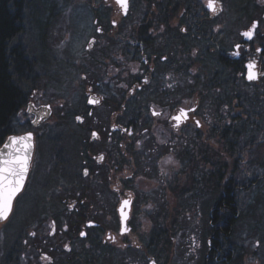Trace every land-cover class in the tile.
Instances as JSON below:
<instances>
[{"label": "flooded vegetation", "instance_id": "flooded-vegetation-1", "mask_svg": "<svg viewBox=\"0 0 264 264\" xmlns=\"http://www.w3.org/2000/svg\"><path fill=\"white\" fill-rule=\"evenodd\" d=\"M257 1L258 10L239 7L236 0H216L213 12L206 6L208 0H128L127 14L120 10L115 0H34L24 7L23 2V14L31 10L32 17L36 15L45 20L56 18L62 12L78 25L75 35L66 37L67 29L65 33L53 35L57 42L53 62L58 78L53 79L52 84L60 86V91L54 89L52 94L45 87L35 89L27 100V107L32 101L38 106L49 105L32 100L41 91L43 96L59 97L61 108L55 113L56 126L67 133L71 127L75 135L81 130L89 137L88 150L82 154L81 164L82 178L89 180L85 201L92 204L84 211L71 209L73 217L66 216L60 225L50 217L53 221L49 228L40 225L44 221L43 211L33 209L25 213L23 209L18 210L20 201L25 204L32 199L42 200L51 191L47 187L45 194L40 196L39 181L41 175H45L40 173L45 164L44 153L42 158L41 153L45 146L42 137L33 131L37 127L31 116L27 131L10 134L32 133V159L25 187L17 197L18 202H14L13 214L0 224V230L10 227L18 215L31 214L37 218L28 228L31 236L23 241V248L17 252L20 257L14 264H172L169 260L159 261L153 241L146 244L144 236L151 235L152 228L146 230L135 225V218L139 222L135 207L138 205L141 209L140 215L156 211L157 208L144 201L155 196L158 189L154 187L170 188L171 180H182L181 172L188 165L184 158L188 160L189 139L202 137V143L209 146L211 134L228 135L229 130H224L223 126L231 127L238 119L245 121L248 130L256 126L254 135L245 142L256 141L241 152L233 151L235 142L229 155L226 154L230 166L227 183L231 182L227 191L235 200L238 184L242 182L239 185H243L247 179L254 180L249 187L258 189L254 182L259 183L264 171L262 176L253 175L251 169L264 166V114H257L252 98L258 96L264 101V51H256L264 48V0ZM9 9L15 14L11 4ZM253 22H258L257 34L252 41H247L241 33L249 30ZM63 25L67 28L68 23L64 21ZM237 44L243 45L239 58L231 55ZM67 49L73 53L71 60L62 59L61 53ZM248 62L256 64L258 78L253 81L246 78L244 65ZM238 80L248 86L246 97L243 96L244 102L241 97L234 99L230 103L233 106L230 113L231 108L224 101ZM90 99L94 101L91 104ZM52 109L54 111V106ZM180 109L194 111H188L189 119L175 128L172 117ZM154 112L158 115H153ZM50 122L48 119L38 128ZM233 131L235 127L231 134L237 140V132L233 134ZM217 143L211 144L214 148V162L211 163L210 152L208 155L206 151L192 150L197 153L198 160L201 154L200 167L212 170L213 179L220 166L217 154H221V146ZM144 160H149V164ZM138 162L142 165L138 166ZM238 168L245 171L238 173L237 170H241ZM48 170L54 177V170ZM238 175L243 178L237 179ZM113 180L117 183L115 194L110 189ZM100 185L101 191L97 189ZM124 200L131 201L130 210L124 209L129 231L121 235L125 225L121 224L119 210ZM112 204H117L115 209ZM235 210L233 225L237 219L253 215L246 208ZM82 219L83 222H77ZM226 225L233 230L232 222L225 221L223 227ZM82 232L86 235L81 236ZM222 232L220 236L224 235ZM110 236L115 237V243ZM198 239L195 235L190 237V243L182 247L188 259H180L183 261L178 264H195L194 261L199 260L204 248L196 245L200 243ZM261 243L255 244L260 246ZM219 249H224L225 253L229 251V255L234 253L220 241L216 250ZM226 255L223 262L228 259ZM207 261L208 264L219 263L220 256L210 252Z\"/></svg>", "mask_w": 264, "mask_h": 264}, {"label": "trees", "instance_id": "trees-1", "mask_svg": "<svg viewBox=\"0 0 264 264\" xmlns=\"http://www.w3.org/2000/svg\"><path fill=\"white\" fill-rule=\"evenodd\" d=\"M28 1L34 0H0V141L6 142L7 137L15 131V122L20 110L24 109L27 105V100L29 99L30 94L38 88H43L46 84L49 86L52 84L53 79H57L58 76H55L54 69V46L56 47L54 34H59L61 32L68 35L77 34L76 27L74 25L72 18L69 16L66 18L62 12L56 15V18L49 17L48 19L43 20V17H38L30 15L31 10H27L24 14L21 12V7L23 4L27 6ZM239 7L249 8L258 10L260 8L257 0H236ZM9 4L12 6V11L9 9ZM174 10L173 12H175ZM64 21L68 23L67 28L63 25ZM35 33H29L32 31ZM59 32V33H58ZM80 33V32H79ZM81 38V36H79ZM82 40V38H81ZM80 40V41H81ZM62 59H69L73 57V53L70 49L63 51L61 53ZM61 66V65H60ZM59 69V68H58ZM248 86H245L244 81L238 80L236 85L232 87L227 93V99L224 101L227 103L229 110L232 113L233 106L232 101L234 99H239L244 102V97H246V91ZM244 96V97H243ZM254 109L258 111L257 114H264V101L261 100L258 96H253L252 98ZM230 105V106H229ZM222 114V112H218ZM260 121V120H257ZM260 124V122H258ZM235 127L237 132V140L231 134L232 129ZM252 130H248L245 125V121L238 119L234 122V125L223 126L224 130H229L228 135L226 134H211L208 139L218 142L221 146V154H217V159L219 160L220 166L217 167V176L213 179V171L206 168H201V154H200V163L196 159L197 153L192 150H201L209 152L211 154L209 162H214L212 153L214 151L213 146H206L202 143V137H192L189 139L188 151V160L187 166L181 172V181L177 183H187L184 176H189L191 184H178L176 186L171 185L170 188L163 186L154 187L156 191L155 196L151 198H146L144 202L149 204L150 207L157 208L156 211L147 212L150 218L153 220V228L151 230V235L145 234L146 244L149 241H153L156 244V253L159 261L169 260L172 264L181 263L186 258L182 247L188 244V234H191L194 228L197 225H203V234L200 236L203 244V251L200 253V258L197 261H194L195 264H208L207 258L210 254H216L220 256V262L216 264H247V261L250 258L256 259L258 261L257 253H252L251 248L253 247V240L256 238L264 239V230H257L256 226L262 221L253 224H245V219L252 217H241L237 219L233 225V218L235 216L236 208H240V201L236 202L232 198V195L228 189L229 183L225 181L229 177L230 166L227 164L228 158L226 154L229 155L230 148L236 142V148L233 151L238 149V152L246 150L247 147L251 146L255 141L245 142L249 137L253 136L256 132V126L254 125ZM56 129V136L54 137L55 142L53 149L51 148L50 158L48 162H45L42 170V174L51 177L48 173V169L52 168L54 170V177L49 179L53 180V184L49 185L51 189V195L47 197V200L42 205V200L36 201V204L33 205L31 202L25 203L26 209L33 207L34 209L43 211L41 216L43 219L53 217L57 220L59 225L65 221L66 216L73 217V212L71 210L59 209L58 199L60 198V191L55 189V185L61 184L64 187V191L72 194L73 198L77 199V205L79 210L84 211L88 209L86 204L85 197H81V194L85 195V189L89 186V180L85 181L82 178V164L73 161V157L70 156V151L73 150V147H70L68 143V137H72L67 131H64L63 128ZM59 130V131H58ZM248 133V137L246 134ZM73 136H76L73 133ZM81 138V145L79 151L84 153L88 150V138L83 136ZM43 137L41 142L43 141ZM3 145L0 142V147ZM46 147V143L43 144ZM242 146V148H241ZM239 147V148H238ZM218 152V149H215ZM202 153V152H201ZM208 161V160H204ZM50 165H49V164ZM144 163L149 164V160H144ZM194 163V164H193ZM142 165L138 162V166ZM212 165V164H211ZM264 170V166H261ZM143 169V167H142ZM241 169V168H238ZM48 170V171H47ZM73 171V173H71ZM245 170H237V172H244ZM244 174V173H242ZM253 175H256L254 172ZM245 177V176H244ZM209 178V179H208ZM243 178L242 175H238L237 179ZM39 181V180H38ZM40 186L41 184V180ZM48 182V180H47ZM258 189H254L255 195H252L244 205L248 211L263 208L261 214H264V177L258 181ZM231 185V184H230ZM255 185V186H256ZM165 188V189H164ZM101 191V185L97 188ZM108 189L106 184L105 191ZM56 190V191H55ZM107 192V191H106ZM171 193V195H170ZM239 192L238 194H240ZM226 194V197H224ZM79 195V196H78ZM176 200V203H173V199ZM172 205L174 207H172ZM247 211V212H248ZM230 212V213H229ZM244 216V213H242ZM21 219L22 222L20 225L22 227L14 228L10 225L11 229L22 228L21 239L27 237L28 228L32 226V219H37L31 214L29 216L18 215L15 218ZM258 219V218H256ZM84 220L77 221L78 223L83 222ZM225 221L228 223L232 222L233 230L230 229L229 225L224 226ZM240 223L241 231L236 234L239 236L238 242L235 240V229L237 224ZM4 227L2 230L6 231L8 229ZM221 230L223 231L222 236ZM190 232V233H189ZM246 246L244 248L241 246V242ZM182 241L184 242L182 245ZM219 241L226 248H231L236 256L228 254L229 251L225 253L224 249L216 250L219 246ZM262 242V240H261ZM256 243V242H255ZM252 245V246H251ZM22 246L14 245L13 247H3L0 250V264H14L16 260L20 257L17 252ZM213 247V249H212ZM221 248V245H220ZM257 249H264V243H261L260 246L255 247ZM210 250V251H209ZM212 250V251H211ZM221 253V254H220ZM228 258L227 261L223 262L224 255ZM229 255V256H228ZM172 258V260H170ZM183 259V260H180ZM219 259V258H218ZM259 262V261H258ZM17 263V262H16Z\"/></svg>", "mask_w": 264, "mask_h": 264}, {"label": "rangeland", "instance_id": "rangeland-1", "mask_svg": "<svg viewBox=\"0 0 264 264\" xmlns=\"http://www.w3.org/2000/svg\"><path fill=\"white\" fill-rule=\"evenodd\" d=\"M35 33L32 31H29V33ZM59 33V32H58ZM60 34V33H59ZM45 88L44 89H47L49 93H52L54 94V89L57 90L58 88V91H60V86H57L56 84H51L49 85V87L47 85L44 86ZM50 87H51V91H50ZM46 90V91H47ZM63 92V91H62ZM61 92V93H62ZM43 93L41 91V93L39 95H37L35 98H33L32 100H35V99H38L40 102H44L43 104H49L47 106H50L53 108L54 106V111H52V115L51 117L49 118L51 120V122L48 124L46 123L43 127L41 128H38L39 126H37V129H34V133L35 135L39 134L40 137H43V141H42V144H45L46 143V147L45 149L42 150V153H41V158L43 157V153H44V161L45 162H48L49 161V158H50V152H51V148L53 149V147H56L54 146V142H55V139L54 137L56 136L57 132H56V129L54 128L56 122H57V118H56V115L55 113H59V107H60V104L59 103V100L60 98L59 97H54V96H49V95H44L43 96ZM60 94V93H58ZM34 102V103H33ZM33 104L36 103V101H32ZM37 105H39L38 103H36ZM26 108L27 106L20 110L17 118H16V124H15V131L19 134H22L23 132H25V130L27 131V128L29 129L30 127V123H29V120L31 119V116L27 113L26 111ZM61 108V107H60ZM53 110V109H52ZM63 114V113H62ZM255 112L253 111L252 112V117L253 119L254 116H255ZM48 121V120H47ZM64 121H60V124H63ZM41 126V125H40ZM59 131V130H58ZM69 134L72 135V137H68V143H70V147H73V150L70 151V156L73 157V161L78 163V160H79V164L83 163L84 161V157L82 156L83 152L79 151V148H80V145H81V138H84L83 136H85V133L83 131L80 130V133L79 134H76V136H73V133H72V129L71 127L69 128ZM214 140H210L209 139V146H211V144L213 143ZM40 142V141H39ZM39 142H38V146H39ZM100 143H98L99 145ZM228 158V157H226ZM229 163H230V159H229ZM41 166V165H39ZM252 172H255L256 174L262 176L263 175V171L262 169H259L255 166H252ZM44 171L43 170H40V173H43ZM73 173V171L71 172ZM115 178V176H113ZM51 177H48L47 175H41V184H43L42 186H40V196L42 197L44 194H45V191L44 190H47V187H50L49 185H52L53 184V180L49 179ZM185 181L187 183H184V182H181V183H176V181L174 180H171L170 182L172 183L171 185L173 186H176L178 184H191L190 182V178L189 176H185ZM229 179V178H228ZM228 179H226L225 181H227ZM48 180V182H47ZM244 181V180H243ZM248 182H245L243 185H239L241 183L238 184V189H236L237 191V196H236V202L238 204V202L240 201V208L239 209H242V211H244V205L245 203L247 202V200L249 198L252 197V195H255V191L253 190V187L254 186H250L249 187V183H253L254 180H250V179H247ZM59 182V180H58ZM57 182V185H55V189L57 187L56 190L60 191V198L58 199L59 201L57 202L58 203V206H59V209H64V210H71L73 208L75 209H78V206L76 203H74L75 198H73L72 194L64 191V187L61 185V184H58ZM117 183L113 180L111 185H110V189L112 190V192L115 194V189H116V185ZM145 186V184L143 185V187ZM55 190V191H56ZM239 192H241L240 194H238ZM49 195V194H46V196ZM50 196L51 195V191H50ZM81 197H85V195L81 194L80 198ZM86 199V198H85ZM47 200V197H45L44 199H42V205L44 206L45 202ZM173 203H176V200L173 199ZM249 201V200H248ZM31 203L33 205L36 204V199H32L31 200ZM73 203V204H72ZM29 204V203H28ZM86 204L88 206H90L92 203L89 202V201H86ZM118 204V203H117ZM117 204H112V209H115V207L117 206ZM23 206H25V204L20 201L18 203V210L21 211L23 209ZM73 206V207H72ZM172 207H174L172 205ZM26 209V208H25ZM34 208L31 206L29 207V209L27 208L28 212L30 213L31 210H33ZM91 209V208H90ZM238 209V210H239ZM263 208H260V209H256L254 210L253 212V215L252 217H250L249 219L246 218L245 219V224H253L254 222L255 223H258V221H262V223L259 224V226L257 225L256 228L257 230H264V214L262 215L261 214V211H262ZM140 211L141 209L138 208V205L135 207V217H137L139 219V222L137 223L136 222V218L134 219L135 220V225H138L143 228H146V230L151 227L153 228V220L154 218H150L149 216L145 215L147 212H144L143 215H140ZM26 210H25V213H28ZM244 218V217H243ZM258 218V219H256ZM153 219V220H152ZM14 221L12 223H10V225L14 228V226L16 227H22L21 222L22 220L20 219H17L15 221V218L13 219ZM35 219H32V222L34 221ZM44 221H42L40 223L41 226H44L45 228H49L51 227L52 225V218H45L43 219ZM9 225V226H10ZM241 225L240 223L237 224V228L235 229V235L240 233L241 229H240ZM8 228V227H7ZM193 230L195 231H192L191 234H188V239H187V242L190 243L188 240L190 239V237L192 235H195V236H198L199 239H202L200 236L203 234V225H197L196 228H194ZM0 250L3 248V247H13L14 245H18L19 246H22V243L24 240H27L31 235H30V232H31V229L28 230L27 232V237L21 239V236H22V232H23V229L22 228H16V229H11V228H8L6 231H3V230H0ZM190 233V232H189ZM198 239V241H199ZM238 239H239V236L236 235L235 236V240L238 242ZM262 240V243H264V239L263 238H260V239H257L256 238L253 240V247L251 248L252 250V253H257V257H258V261L256 259H253V258H250L248 261H247V264H264V249H257V248H254L255 247V242L257 241H260L261 242ZM183 241H182V245H183ZM30 244V243H29ZM204 242H202V240H200V243L198 242L196 245L198 246H201L203 247ZM241 246H243L244 248H246V246L243 244V240L240 244ZM251 245V246H252ZM198 246H196L198 248ZM185 248V247H184ZM196 248V249H197ZM233 256H236V253H232Z\"/></svg>", "mask_w": 264, "mask_h": 264}, {"label": "snow or ice", "instance_id": "snow-or-ice-1", "mask_svg": "<svg viewBox=\"0 0 264 264\" xmlns=\"http://www.w3.org/2000/svg\"><path fill=\"white\" fill-rule=\"evenodd\" d=\"M115 3L119 6L120 10L127 14L128 11V0H115ZM210 11H216V0H208L207 5ZM258 22H253L251 28L247 31L241 33V35L247 40L252 41L257 32ZM99 31V29H97ZM243 45L237 44L235 46V51L231 53L236 58H239L242 54ZM257 52L264 51V48L256 49ZM247 69L246 78L249 81H253L258 78V73L256 71V64L254 62H248L244 65ZM147 82V81H145ZM90 104L93 103L91 99L88 101ZM98 103V101H96ZM188 111H194V109H189ZM188 111L180 109L179 113L172 117L174 121L173 127H181L182 122H186L188 117ZM153 115H158L153 113ZM77 120H81V117H77ZM197 125L199 122H196ZM96 133H93L95 136ZM3 148H0V222H7L14 211V202L17 201V197L22 192L25 187V181L27 179L30 164L31 155L33 148V136L29 132L26 135L16 136L10 135L7 137V142H3ZM85 175L87 171L85 170ZM130 200L122 201L120 208L121 224L125 225L127 216L125 215V208L130 210ZM129 229L126 227L121 228V235H123ZM86 235V233H81V236ZM113 243L116 242L115 237H109Z\"/></svg>", "mask_w": 264, "mask_h": 264}, {"label": "water", "instance_id": "water-1", "mask_svg": "<svg viewBox=\"0 0 264 264\" xmlns=\"http://www.w3.org/2000/svg\"><path fill=\"white\" fill-rule=\"evenodd\" d=\"M28 111L35 115V126H40L42 123H44L49 118L52 112L50 106L36 107L34 104L30 105Z\"/></svg>", "mask_w": 264, "mask_h": 264}]
</instances>
